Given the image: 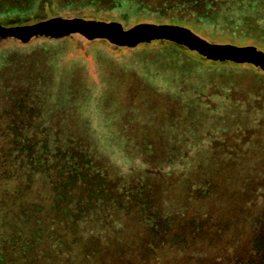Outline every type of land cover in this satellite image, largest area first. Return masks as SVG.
<instances>
[{
    "label": "trees",
    "instance_id": "16d2710c",
    "mask_svg": "<svg viewBox=\"0 0 264 264\" xmlns=\"http://www.w3.org/2000/svg\"><path fill=\"white\" fill-rule=\"evenodd\" d=\"M252 1L133 6L241 32L245 21L259 25L245 13ZM31 3L0 0V15L25 13ZM15 88L1 101L13 107L0 114V264H264V150L226 149L213 170L185 169L179 182L173 164L143 150L141 172L119 176L51 132L46 114H27L28 88Z\"/></svg>",
    "mask_w": 264,
    "mask_h": 264
},
{
    "label": "rangeland",
    "instance_id": "374dc122",
    "mask_svg": "<svg viewBox=\"0 0 264 264\" xmlns=\"http://www.w3.org/2000/svg\"><path fill=\"white\" fill-rule=\"evenodd\" d=\"M87 1L32 0L25 13L0 15V26L53 18L116 22L124 30L170 25L189 29L213 45L264 53V0H253L245 11L258 17L259 25L245 21L241 32L172 21L137 9L135 0H119L123 3L116 6L118 0ZM226 61L166 39L130 47L81 33L40 35L27 42L0 37V114L13 107H5L2 99L15 87H26L31 101L24 102L27 114H46L51 132L85 146L116 175L128 177L131 168L141 172L144 150L166 167L173 164L170 172L178 176L180 171L177 181H184L185 169L213 170L225 161L226 149L264 150V70Z\"/></svg>",
    "mask_w": 264,
    "mask_h": 264
},
{
    "label": "water",
    "instance_id": "95a60500",
    "mask_svg": "<svg viewBox=\"0 0 264 264\" xmlns=\"http://www.w3.org/2000/svg\"><path fill=\"white\" fill-rule=\"evenodd\" d=\"M138 32H140V35L143 37H131L132 34ZM72 33H81L89 38L108 39L116 45L130 47L153 40L166 39L183 44L190 50L201 53L203 56L212 60L249 63L264 70V53L258 49L254 47L213 45L201 39L189 29L182 27L140 24L129 30H124L122 25L116 22L105 23L62 18H53L34 25L21 27L6 28L0 26L1 38L14 37L24 42L40 35L65 36Z\"/></svg>",
    "mask_w": 264,
    "mask_h": 264
},
{
    "label": "bare ground",
    "instance_id": "6f19581e",
    "mask_svg": "<svg viewBox=\"0 0 264 264\" xmlns=\"http://www.w3.org/2000/svg\"><path fill=\"white\" fill-rule=\"evenodd\" d=\"M142 32H143V31H142ZM142 34H143V33H142ZM136 36L143 37V36L140 35V32L132 34L131 37L134 38V37H136ZM137 38H138V37H137Z\"/></svg>",
    "mask_w": 264,
    "mask_h": 264
}]
</instances>
